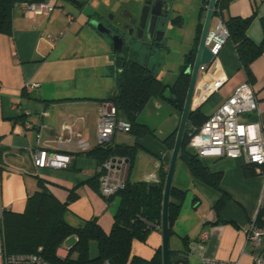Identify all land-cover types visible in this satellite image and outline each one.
Masks as SVG:
<instances>
[{"label":"crops","instance_id":"1","mask_svg":"<svg viewBox=\"0 0 264 264\" xmlns=\"http://www.w3.org/2000/svg\"><path fill=\"white\" fill-rule=\"evenodd\" d=\"M167 9L170 4V24L162 39L175 38L181 42L189 33V49L193 44L202 0H163ZM62 7L50 13L25 12L20 4L12 11L13 32L11 36L0 33V226L2 211L22 212L26 200L37 188V179L47 180V188L61 201L76 188L77 199L68 206L67 219L80 221L96 217L107 231L112 215L109 204L90 184L97 172V160L87 152L97 144L96 126L100 99L110 95H77V65L63 64L75 40L73 24ZM57 8V9H56ZM205 13L203 15L204 20ZM252 17L247 28L248 37L257 44L264 42V0H228L222 17ZM220 16L212 17L210 29L215 27ZM202 20V23H203ZM190 22V24H189ZM65 26L68 29L64 36ZM62 31L60 39L52 42L49 35ZM172 32L175 34L172 38ZM64 36V37H63ZM105 43V42H104ZM72 59V58H71ZM219 68L224 74L221 85L199 106L207 117L247 75L238 59L235 45L228 40L218 54ZM105 69L115 67L112 52L105 51ZM253 74L251 84L258 102V111L245 113V121L264 123V51L250 65ZM116 69V68H114ZM112 69L111 71H113ZM163 80L161 69L156 70ZM178 74V73H177ZM26 82L37 83L31 92L24 90ZM171 84V83H167ZM107 84L105 92H107ZM108 94V93H107ZM194 100L193 106H197ZM138 122L148 125L153 134L135 137L130 132L117 131L113 142L140 146L129 178L131 181H147L151 174L158 176L159 168L169 162L171 152L163 139L179 121L176 111L161 99L150 100L140 112ZM27 125L29 127H27ZM71 126L72 134L65 128ZM80 133V136H76ZM48 152L70 156L66 167L36 169L31 153L36 146V135ZM72 137L71 143L59 144L58 138ZM203 164L213 172H222L220 189L229 195V200L216 210L221 198L219 190L196 180L185 163L177 160L173 186L185 190L179 207L174 210L169 235V248L184 256L187 264H200L203 257L236 264H253L252 246L246 240L244 230L256 219L264 205V171L250 166V175H245L242 158L222 157L203 159ZM177 204L178 201L174 200ZM147 243L138 245L132 254L150 258L161 246L160 228L153 229ZM264 244V238H262ZM62 258L64 247L57 250ZM264 255V253H262Z\"/></svg>","mask_w":264,"mask_h":264},{"label":"trees","instance_id":"2","mask_svg":"<svg viewBox=\"0 0 264 264\" xmlns=\"http://www.w3.org/2000/svg\"><path fill=\"white\" fill-rule=\"evenodd\" d=\"M40 1L43 0H0V33L7 36L12 35V11L16 4ZM227 3L228 0L216 1L213 18L218 15L225 22L229 30L228 40L235 45L240 64L247 75V82H250L253 77L250 65L264 51V42L257 44L248 37L247 28L251 16L229 17L226 20L222 17V10ZM207 4L208 0H202L193 44L184 55L183 63L173 83H164L158 77L154 67L135 58H122L125 63L121 62L116 66V87L110 96L100 99V102H112L117 108V116L129 124L127 132L135 137L153 134V130L148 125L137 120L140 112L152 99L167 102L180 117L190 79V75L185 70L193 63L202 29V17ZM167 87L174 95L173 100H167L162 96ZM206 118L199 107L189 111L178 161L185 163L196 180L220 191L221 198L216 205L218 211L229 200V195L221 191L219 186L222 172L211 171L187 147L195 129L199 128ZM176 130L177 125L163 139L170 152L173 148ZM139 148L138 144L115 143L112 139L104 144H96L87 152L97 160V167L107 159H128L125 186L115 194L106 196L100 192L98 168L89 181L107 203H110L114 197L118 199L109 231L102 228L96 217L82 220L76 226L72 225L67 219V213L69 204L79 196L76 188L70 189L66 199L61 201L47 188L45 182L47 180L38 178V188L28 196L22 212L2 211L0 234L3 238L5 252L8 254L39 253L50 264H95L106 259L112 261L113 264H162L161 247L156 249L150 258H144L131 252L134 240H145L153 229L160 227L164 180L168 166L167 162L159 168L158 183L131 181L129 175ZM250 166L252 165L245 164L244 173L247 176L251 174ZM184 193L185 190L172 186L169 205V235L174 210L179 207ZM174 200L178 203L176 204ZM255 220L256 224L264 226V205L261 206ZM71 236L74 237L75 242L67 247V254L62 258L57 250ZM91 241H95L97 245L95 257H90L89 254ZM73 249L77 250L76 259L70 257ZM176 255V251L170 250V264H176L173 262Z\"/></svg>","mask_w":264,"mask_h":264},{"label":"built area","instance_id":"3","mask_svg":"<svg viewBox=\"0 0 264 264\" xmlns=\"http://www.w3.org/2000/svg\"><path fill=\"white\" fill-rule=\"evenodd\" d=\"M20 6L25 12L50 13L57 6L56 0H43L40 2H22ZM74 17L67 15L68 23ZM63 35L62 31L55 35H49L50 41L54 42ZM229 39V30L225 22L218 18L215 27L209 30L205 45L212 53L210 62L199 66L198 80L194 90L192 103L198 100L199 107L223 82L224 74L219 68L218 54L223 45ZM0 82V88H1ZM37 83L26 82L24 90L31 92L37 87ZM258 102L254 96L251 84L247 81L241 83L236 89L223 100V102L207 116L201 126L195 129L187 147L203 159H218L222 157L242 158L244 164L255 166L256 169L264 171V123L245 121L242 115L258 111ZM27 127H29L27 125ZM65 128L71 135V126ZM117 131H129V124L117 116L116 106L109 101L99 104V114L96 126L97 144L110 142ZM80 136V133H76ZM59 144L71 143L72 137L58 138ZM32 161L36 169L51 167L62 168L69 163L70 156L63 153L48 152L41 144L40 135H36V146L31 153ZM99 189L103 195L115 194L124 188L126 183L128 165L122 159L121 162H112V159L105 160L99 165ZM147 182L158 183V176L151 174ZM246 240L252 246L250 256L253 264H264V226L256 224L253 220L244 230ZM67 252L68 248L64 247ZM0 264H50L39 253H17L8 254L5 252L3 238L0 234ZM95 264H113L106 259ZM176 264H187L179 261ZM200 264H236L231 261H217L213 258L203 257Z\"/></svg>","mask_w":264,"mask_h":264},{"label":"rangeland","instance_id":"4","mask_svg":"<svg viewBox=\"0 0 264 264\" xmlns=\"http://www.w3.org/2000/svg\"><path fill=\"white\" fill-rule=\"evenodd\" d=\"M123 0H89L83 8L75 7L64 0H58L62 5L59 9L62 10V15L69 13L74 17L72 22L73 35H70V40H75L74 46H71L63 64L73 62L77 65V76L82 79L76 80L77 95H97L101 97L103 94L110 95L116 87V64L113 71L105 69L102 61H104L105 51L108 48L109 53L112 51V38L110 35H102L97 33L90 25V19L94 18L97 11H106L110 5L120 6ZM57 7V6H56ZM57 9V8H56ZM190 24V22H189ZM64 36L68 29L65 26ZM162 30H160L161 33ZM181 42H176L174 33L172 32L173 40L169 39H155L149 41L147 39H136L130 49L121 52L122 56L128 58H135L140 62H145L149 66L154 67L155 70L161 69L164 83H173L179 67L183 62L184 54L189 49V33L185 32ZM63 36V37H64ZM105 42V43H104ZM72 58V59H71ZM107 84V92H105V85ZM108 93V94H107ZM116 202L109 204V212L114 210ZM116 210V209H115ZM72 225H77L72 218L70 220ZM112 224V222H111ZM109 226V229L111 227ZM160 228V227H158ZM109 229L107 231H109ZM74 237L67 238L62 247L71 246L75 241ZM148 238L145 240H134L131 247V252L137 249V246L145 245ZM90 257L97 255V245L95 241L89 243ZM70 257L77 258V250L73 249Z\"/></svg>","mask_w":264,"mask_h":264},{"label":"water","instance_id":"5","mask_svg":"<svg viewBox=\"0 0 264 264\" xmlns=\"http://www.w3.org/2000/svg\"><path fill=\"white\" fill-rule=\"evenodd\" d=\"M73 2L74 0H68ZM217 0H208V4L206 6L205 16L202 23V29L199 37V41L196 47L195 56L193 63L191 65H188L185 72L190 75L189 84L186 92V97L184 100V104L182 107V111L179 117V121L177 124V130L176 135L174 139L173 148L171 150L170 159L168 162L165 180H164V188H163V196H162V203H161V223H160V232H161V260L162 264H170V248H169V205H170V195L171 190L173 186V177L175 173V168L178 160L179 150L187 122V117L189 111L194 110L197 108L196 106H193L192 99L194 95V90L196 87V83L198 80V69L200 65L207 64L210 62L211 58L213 57L210 50L205 45V39L210 29V23L213 17V11L215 9V4ZM163 0H154L151 3H146L147 7L146 9H141L140 15L136 20H139V27L142 28L145 25L146 17L148 14L156 18H162L165 19L166 22L168 21L167 18L169 17V9L170 4L168 8L165 10L164 13L157 12L155 9H160L162 7ZM80 7L81 5H77ZM151 21L148 22V24ZM148 31L150 29H155V24L150 27V24L148 26ZM165 31H161V37H163ZM161 39V38H160ZM112 42L114 46V53L119 54L122 52V44L123 40L118 35L112 36ZM119 61V60H118ZM125 61H122V64H124ZM162 96L167 100H173L174 95L170 92V89L167 87L162 93ZM122 159L118 158H112V162H121ZM126 163H128V159H124ZM184 256L181 254H177L173 258V262L177 263L179 261H183Z\"/></svg>","mask_w":264,"mask_h":264},{"label":"flooded vegetation","instance_id":"6","mask_svg":"<svg viewBox=\"0 0 264 264\" xmlns=\"http://www.w3.org/2000/svg\"><path fill=\"white\" fill-rule=\"evenodd\" d=\"M56 1L58 5V0ZM64 1L75 7H78L77 5H81L78 8H83L89 0H74L73 2L68 0ZM153 1L154 0H123L121 5H118V7L110 5L111 7L104 12L97 11L95 17L90 19V25L94 30L97 31V33L102 35H110L111 38L113 35H118L121 37L123 40L122 52L126 49H130L137 38L147 39L149 41L160 39L162 38L160 30H166L167 26L171 22L170 17L167 18L168 21L166 22L165 19L160 17L155 19L153 16L148 14L145 25L142 28L139 27V20H136L140 15L141 9H146V3H151ZM165 5V1H163L162 7L155 10L157 12L164 13L166 8L164 9L163 6ZM149 21H151L149 23L150 27L155 24L154 30L150 29V31H148L147 28L149 26ZM113 50L114 46L112 42V51ZM112 55L116 65H119L123 61L122 58H128L127 56H122L121 53L115 54L114 51L112 52Z\"/></svg>","mask_w":264,"mask_h":264}]
</instances>
